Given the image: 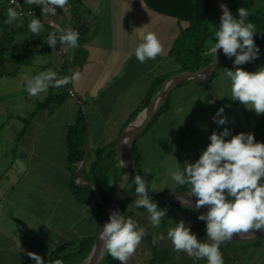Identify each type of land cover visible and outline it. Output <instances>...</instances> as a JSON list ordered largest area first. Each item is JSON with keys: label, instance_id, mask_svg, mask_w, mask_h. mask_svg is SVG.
<instances>
[{"label": "crops", "instance_id": "0c3cea01", "mask_svg": "<svg viewBox=\"0 0 264 264\" xmlns=\"http://www.w3.org/2000/svg\"><path fill=\"white\" fill-rule=\"evenodd\" d=\"M79 2L84 11L77 24L88 29L81 42L82 62L74 70L81 73V80L71 84V96L62 105L39 110L20 137L25 119L49 91L37 97L29 96L23 78L49 69L56 71L59 78L67 65H72L75 49L65 50L58 41L53 51L45 41L56 25L72 28L74 6L68 1L65 11L57 8L55 16L44 17L42 6L25 3L36 9L35 18L41 20L43 30L35 36L28 24L19 22L11 27L9 45L31 44L34 56L8 59L6 68L13 74L0 76V264H20L30 259L28 252L47 256L64 243L97 235L100 206L81 204L69 187L73 174L67 162L69 127L82 110L88 123L82 148L84 155L87 154L83 169L88 172L97 152L104 150L97 173L102 179L110 171L112 184L106 190L108 194L110 190L117 191L125 167H121L122 158L113 144H118L122 130L133 120L131 115L147 96L153 81L159 77L166 81L184 72L171 51L187 22L152 10L144 0ZM1 5L6 6L3 2ZM97 7L99 13L95 11ZM215 15L218 16L216 10ZM214 24L213 19L212 28ZM148 32L157 35L164 53L141 64L135 57V47ZM213 43V38L206 43L204 54L211 62L215 56L206 53ZM233 61V57L223 54L220 64L225 63L233 70L236 67ZM254 62L264 67V61ZM226 79L223 70L211 80L186 81L170 92L167 110L149 123L134 142L139 174L145 180L152 175L150 172L145 176V168L151 170L163 165L170 170H182L186 163H195L210 143V135L216 132L213 117L225 104L229 121L242 112V119L252 118L256 128L264 114L251 116L248 111L246 115L241 106L226 101L221 87ZM59 92V89L54 91ZM176 185L168 192L174 191ZM189 199L196 203L195 197ZM232 244L227 243V250L220 245L224 264H264L262 250L240 249ZM199 263L207 264V261L200 259Z\"/></svg>", "mask_w": 264, "mask_h": 264}, {"label": "clouds", "instance_id": "9594fccd", "mask_svg": "<svg viewBox=\"0 0 264 264\" xmlns=\"http://www.w3.org/2000/svg\"><path fill=\"white\" fill-rule=\"evenodd\" d=\"M11 3L16 5V8L7 9V19L4 21L6 25L22 18L21 13L16 10L19 8L17 0H11ZM25 3L42 6L44 17L55 16L57 8L65 11L68 6V0H25ZM220 7L223 14L220 27L214 33L216 42L211 45L206 55L216 57L218 50L222 49L226 57H235V70L224 69V75L231 85V99L248 109H254L257 115L264 114V67L256 72H248L239 67L259 56L260 50L254 41L256 26L247 22L250 12L246 8L238 9L237 19L225 4ZM95 11L99 13V8ZM43 27L38 18H33L28 24L29 31L35 36L40 35ZM79 38L77 30L56 25L55 31L49 33L45 42L53 51L56 50L58 41L67 50L77 48ZM163 53V44L154 32L145 34L143 42L135 47V57L141 64L150 59L155 60ZM23 79L28 95L37 97L46 93L50 87L75 85L81 80V73L74 71L70 76L58 78L57 72L49 69L34 76H25ZM223 113L224 108H220L213 117L217 125L227 123ZM229 135L228 128L219 134L214 131L209 137L210 143L195 163H186L183 170H170L172 180L180 186H187L188 196L196 197V210L207 206L206 215L201 214L198 219L206 222L209 242L199 240L183 220L168 229L167 237L175 252H185L193 260L206 259L207 264H224L220 245L231 241L235 234L254 236L253 230H264V143L256 142L252 133L241 132L230 140H225ZM121 143L128 145L130 138L125 136ZM126 166V162L121 159V167ZM143 172L147 176L151 170L145 168ZM126 179L125 176L124 184ZM134 183L135 206L145 208L152 226L159 227L167 209L158 208L157 203L148 194L147 181L140 174L135 175ZM178 198L182 204H190L189 200ZM145 235V229L139 227L136 221L131 217L125 219L119 210H116L110 212L109 221L103 225L98 238L103 243L104 250L113 259L120 261V264H127ZM155 243L157 239L153 240V244ZM27 255L35 264H45L37 253L28 252ZM54 264H63V261L58 259Z\"/></svg>", "mask_w": 264, "mask_h": 264}, {"label": "trees", "instance_id": "16d2710c", "mask_svg": "<svg viewBox=\"0 0 264 264\" xmlns=\"http://www.w3.org/2000/svg\"><path fill=\"white\" fill-rule=\"evenodd\" d=\"M74 7V23L72 29L77 30L80 34V38L78 41V47L75 48V67L82 62V54L83 50L81 48V42L84 37L88 34V29L83 28V26L78 25V20L80 18L81 11H84L79 0H68ZM256 0H230L227 4L230 8V12L232 15L239 18L238 9L240 7L246 8L250 15L248 17L247 22L254 23L256 26V32L254 33V41L256 46L259 48V56L256 59L257 61H264V6L260 8H254ZM149 8L152 10L164 14L167 16L174 17L179 21H185L188 23V26L185 29H181L177 40L172 48L171 54L175 57L177 63L181 66L182 71H196L211 62L210 58L205 57V47L206 43L214 37L215 31L211 27V23L216 17L215 8L213 5V0H144ZM1 5V2H0ZM28 19V18H24ZM217 27V21H216ZM4 31L0 36V76L13 74L11 71H8L6 68V64L8 59L6 58V45L4 43ZM67 69L64 70L60 76H70L71 75V64H68ZM217 75V70L209 75L206 80H211L215 78ZM165 81L164 78H156L151 87L147 96L142 101L141 105L133 112L130 120L134 119L140 112L146 109L150 103L152 102L155 94L157 93L159 87ZM71 88V84L61 87V88H53L50 87L47 93V96L43 99L42 102L37 103L35 109L32 113L25 119L24 126L22 130L19 132V137L24 134L26 131L31 119L34 115L41 109L47 108L49 106H60L62 105L68 98H70L71 94L68 89ZM56 89H59V93H54ZM232 100V99H231ZM233 103L241 106L238 101L232 100ZM169 105V96L165 99L163 104L160 106L158 112L153 117V119L149 122H153L160 114L165 112ZM248 115L247 112H245ZM129 120V121H130ZM262 121L255 128V141L259 138ZM147 124V126L149 125ZM145 126V127H147ZM88 135V123L86 121V117L83 114L82 110H80L75 122L68 129L67 136V162L70 170L72 171V176L69 182V187L71 193L75 197V199L81 204L87 206H100L101 212L103 210L102 204L97 203L96 197L92 194V187L90 185L80 184L74 178V173L78 169V165L81 163L84 157V152L82 148L85 145L86 139ZM138 136V135H137ZM137 138V137H136ZM135 142V141H134ZM132 144V155L134 158V168L130 174L128 185L126 186L124 193L135 192V183L134 177L136 174H139L140 164H139V156L136 150L135 143ZM117 142L113 144L115 147ZM104 150H100L96 154V160L91 164L89 171L87 172L85 169H82L79 177L82 182L92 183L97 190L99 191L100 200L103 204L109 203L112 196H110L105 189L103 180L99 177L97 173V166L100 161L103 159ZM174 191H188L187 186H180L177 184V187ZM125 203V202H124ZM122 203V204H124ZM189 208V207H184ZM128 218L132 217V212L127 213ZM134 220V219H133ZM136 221V220H134ZM137 222V221H136ZM138 226L139 223L137 222ZM148 243L152 248V259L149 264H156L157 259V243L153 244L152 237L146 233L145 235ZM95 237L89 239H82L74 242L64 243L57 248H55L49 255L43 256L42 259L45 261V264H54L56 260H65L69 257V255L76 250L79 253H84L87 251L94 243ZM258 245L264 251V240L262 243H258ZM89 252V251H87ZM86 252V253H87ZM106 264H120V261L113 259L110 255H107ZM20 264H35V261L30 259H26L22 261Z\"/></svg>", "mask_w": 264, "mask_h": 264}, {"label": "rangeland", "instance_id": "374dc122", "mask_svg": "<svg viewBox=\"0 0 264 264\" xmlns=\"http://www.w3.org/2000/svg\"><path fill=\"white\" fill-rule=\"evenodd\" d=\"M222 1L226 5L230 2V0H222ZM263 6H264V0L255 1V5H254L255 9L263 7ZM7 9L8 8L6 6L0 5V36L2 35V32L4 31L3 38H4V43L6 45V48H7L6 58L7 59H25V58L28 59L30 56H34V54L32 53L33 46L31 44L26 45L25 42L24 43L16 42L15 44H13L12 42L9 45L8 40H9V36L11 37V35H13V32H11V27H13V25H16L19 22L24 23V24H29L30 21L35 17L31 19H18L12 24L6 25L4 21L5 19H7ZM233 17L237 18L234 15ZM216 18L218 19V16ZM217 19L214 21L215 23L213 27L214 31L218 30V20ZM216 21H217V27H216ZM213 39L215 43L216 37L214 36ZM233 58L235 59V57ZM239 67H241L243 70L248 71V72H256L260 68H262L260 64L257 65L254 61L245 63L243 65H240ZM225 68H227L225 66V63H222L218 67L217 72H221ZM227 69L231 70L230 68H227ZM234 70L235 68L233 69V71ZM230 86H231L230 81L228 79H226L221 84V87L224 88L226 101L231 100L230 99L231 98ZM226 105L227 104H225L224 106L223 116L227 118L228 113H227ZM243 111L247 113L250 112L249 114H251V116L254 114L255 116L258 117L254 109H248L244 107ZM241 115H242V112L241 114H236V117L234 116V118L232 119L233 121H229V118H227V123L225 125H217V128H216L217 134L223 132L225 128H228L230 131V135L225 137V140H230L232 136L237 135L241 132L254 134L255 128H254V122L252 121V118L250 120L247 119L248 121H246L242 119ZM259 120L261 122L262 119L260 118ZM147 127H145L144 129L146 130ZM142 131L143 130H140L138 135H142L143 133ZM256 142L264 143V121H262L261 132ZM107 173H109L107 177L102 178L105 189L109 187L110 183L112 184V179H113L111 175L112 173L110 171H107ZM151 174L152 175H150L146 179L149 185V188H150L149 191L155 190L154 192H168L169 190L173 188L174 184H176L171 178L169 166H168V169H167V166L164 167L163 165L158 168H153L151 169ZM79 180L81 181L80 177H79ZM116 192L117 191L110 190L109 195L113 197ZM178 193L188 194V191H185V192L178 191ZM92 194L97 199V195H99V191L93 189ZM150 197L152 198L154 202L157 203V206L159 209H165V208L167 209L166 216L162 219L161 225L159 227L152 226L150 219H149V213L147 212L145 208L143 207L137 208L135 206V198L126 201L124 204H121L117 210H119L120 214L123 215L125 219L128 218L127 213L131 211L132 217H133L132 219L136 220L139 223V225L145 229V232L152 237V240L157 239L158 256H157L156 264H200L199 260H193V258L187 255L185 252H180V253L175 252L173 250V245L171 241L167 237V231L169 228L175 227L176 223H179L181 220H183L185 225L190 227L191 232L195 234L197 238L203 242L207 240L206 222L199 220L198 216L204 213L198 210L192 209V208L187 209V208H184L185 206L177 205L176 203H174L167 197H156V196H150ZM188 197H194V196H188ZM244 236L245 234L243 233L235 234L231 241L223 243V245L221 246L224 248V250H227V247H228L227 243H233L232 245H238L240 249H242L243 247H255L256 249L263 251V249L258 245V243H262L264 240V237L246 238ZM92 247L93 245L87 250L89 252L85 251L84 253H79L76 250H74L67 259L63 260V264H87L88 256L90 255ZM262 253H264V251ZM107 255L109 254L105 251L103 258L100 259L99 261V264H106L105 258ZM263 257H264V254L261 258ZM151 259H152V248H151V245L148 243L146 237L144 236L141 244L136 249L135 254L128 260L127 264H149Z\"/></svg>", "mask_w": 264, "mask_h": 264}, {"label": "water", "instance_id": "95a60500", "mask_svg": "<svg viewBox=\"0 0 264 264\" xmlns=\"http://www.w3.org/2000/svg\"><path fill=\"white\" fill-rule=\"evenodd\" d=\"M225 4L222 0H213V5L215 10L217 11L218 14V28L220 27L221 24V16H222V11L220 10V5ZM226 5V4H225ZM228 10L230 11V8L228 5H226ZM75 55V52H74ZM223 59V51L218 50V53L216 57L214 58L213 62L210 64L196 70V71H186V72H180L175 75H173L171 78L167 79L160 87L158 92L155 94L152 102L150 105L144 109L142 112H140L130 123H128L125 128L122 130L118 144H117V150L119 155L121 156L122 160L126 162V167H125V172L123 175V180L121 185H124V187H119L115 195L111 198L109 203L103 204L100 200V195H97V203L103 205V212L99 218L98 224V232L93 244V255L91 259V264H99L100 261V254L104 256V248H103V243L99 240V233L102 230V227L104 225V220L105 218L110 214L111 211H116L118 207L133 198H136L135 192H129V193H124V190L126 186L128 185L129 182V177L130 174L134 168V158L132 155V144L135 141L134 138L136 139L137 135L139 134L140 130H144L145 126L153 119V117L156 115L158 112L160 106L163 104L165 99L169 96L170 92L179 86L180 84L190 81V80H197L199 82L206 80V78L214 73L217 69V66L221 63ZM75 70V59L72 61L71 65V74ZM68 91L71 93V89H68ZM73 99L78 101L77 96L72 95ZM127 136L130 138V143L128 145H123L121 141L123 138ZM87 162V154L85 153L83 160L81 161L77 171L75 172L74 178L76 181L80 184H85V185H90L94 190H97V188L92 184L88 182H82L79 180V174L81 170L85 167V164ZM125 176L127 179L125 180L124 184V178ZM120 185V186H121ZM149 196H161V197H167L174 203L180 206H185L189 207L192 209H195V202H193L191 199H189L188 195L186 193H178V192H154V191H149ZM178 197H182L186 200L190 201V204L184 205L181 203V200ZM196 210V209H195ZM198 211L204 213L206 215L208 208L207 206L201 207ZM254 231V236L251 234H245L244 237L249 238V237H264V230H253ZM239 238V237H238Z\"/></svg>", "mask_w": 264, "mask_h": 264}, {"label": "built area", "instance_id": "2783aa9c", "mask_svg": "<svg viewBox=\"0 0 264 264\" xmlns=\"http://www.w3.org/2000/svg\"><path fill=\"white\" fill-rule=\"evenodd\" d=\"M0 2L4 3L6 5V7H13V8H16V5H13L11 3V0H0ZM17 3L19 4V8H17L16 10L18 12L21 13V19H24V18H28V19H31L33 17L36 16V9L26 5L22 0H17Z\"/></svg>", "mask_w": 264, "mask_h": 264}, {"label": "bare ground", "instance_id": "6f19581e", "mask_svg": "<svg viewBox=\"0 0 264 264\" xmlns=\"http://www.w3.org/2000/svg\"><path fill=\"white\" fill-rule=\"evenodd\" d=\"M220 9H221V7H220ZM109 215H110V214H109ZM109 215L105 218V220H104V224H105L106 222L109 221ZM92 255H93V248H92V250H91V252H90V255L88 256L87 264H91ZM102 258H103V255H102V253H101V254H100V259H102Z\"/></svg>", "mask_w": 264, "mask_h": 264}]
</instances>
